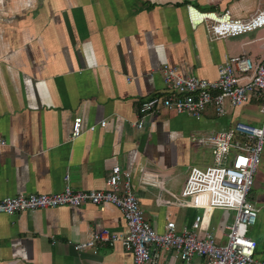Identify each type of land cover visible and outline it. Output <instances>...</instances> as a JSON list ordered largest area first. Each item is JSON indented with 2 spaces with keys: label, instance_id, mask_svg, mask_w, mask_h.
<instances>
[{
  "label": "crops",
  "instance_id": "0c3cea01",
  "mask_svg": "<svg viewBox=\"0 0 264 264\" xmlns=\"http://www.w3.org/2000/svg\"><path fill=\"white\" fill-rule=\"evenodd\" d=\"M190 7L248 20L264 9V0H0V200L60 193L67 184L104 190L113 167L120 166L131 174L157 232L169 221L181 231L203 213L183 197L207 146L193 138L234 127L243 108L260 102L228 105L224 117L210 106L200 119L164 109L138 129L141 103L166 94L160 72L165 64L214 81L225 55L263 60L264 28L218 39L212 22L192 26ZM76 117L84 133L72 139ZM93 125L96 131H87ZM211 159L204 168L213 165L212 149ZM257 192L264 206V189ZM232 213L206 214L209 225L201 235L211 231L226 242ZM105 229L127 234L119 208L88 204L0 214V264H132L121 243L75 249ZM253 232L261 257L264 220ZM152 255L148 264H186L171 250L152 249ZM189 264L206 260L194 257Z\"/></svg>",
  "mask_w": 264,
  "mask_h": 264
},
{
  "label": "built area",
  "instance_id": "2783aa9c",
  "mask_svg": "<svg viewBox=\"0 0 264 264\" xmlns=\"http://www.w3.org/2000/svg\"><path fill=\"white\" fill-rule=\"evenodd\" d=\"M192 26L196 28L210 21L215 38L237 37L264 28V9L248 20L235 19L229 12L222 15L201 13L188 9ZM161 74L166 94L144 99L140 107L138 129H143L147 117L161 110L174 111L200 119L205 110L213 106L219 117L231 108L249 105L255 98L264 114V59L255 62L246 55H225L219 65L217 80L196 75H183L179 68L165 64ZM106 121L99 123L105 128ZM97 125L87 131H96ZM84 133L83 120L76 117L72 127V139ZM202 145L212 149L213 165L194 168L186 182L183 197L190 198L193 207L204 210L190 226L178 231L176 223L169 221L163 233L157 232L146 219L141 202L134 192L132 176L114 166L107 188L104 190H75L70 184L60 193L20 194L0 200V214L17 215L27 211L80 208L112 205L119 208L127 224L128 232L118 235L105 229L96 232L91 241L75 246L77 251L96 244L111 246L121 243L133 255L132 264H148L152 261V249L171 250L175 259L189 264L194 257L206 260V264H264V253L258 254V242L253 231L264 220V206L252 199L254 175L260 163L264 147V123L255 127L236 122L234 127L202 136ZM68 183L69 177H66ZM222 209L235 211V219L226 226L227 241L219 243L213 232L201 231L209 225L208 213ZM97 253V250L94 251Z\"/></svg>",
  "mask_w": 264,
  "mask_h": 264
},
{
  "label": "rangeland",
  "instance_id": "374dc122",
  "mask_svg": "<svg viewBox=\"0 0 264 264\" xmlns=\"http://www.w3.org/2000/svg\"><path fill=\"white\" fill-rule=\"evenodd\" d=\"M259 30V29H258ZM256 31H253V33ZM251 106L242 109L241 116L237 118L238 121L245 122L249 125L260 127L264 123V114L261 111L259 103H252ZM235 124V123H234ZM197 158L200 162V166L198 168H204L206 165L212 162L211 159V147L204 146V149L200 152ZM264 189V147L260 157V163L257 168V171L254 175V184L253 190L251 193V198L256 199L257 197L261 198L263 193H259L257 191ZM263 205L262 203H259ZM232 215H236L235 211H233ZM225 244V242H224Z\"/></svg>",
  "mask_w": 264,
  "mask_h": 264
}]
</instances>
